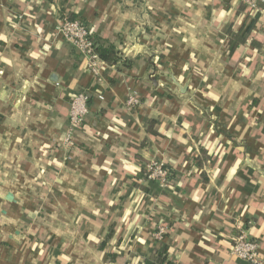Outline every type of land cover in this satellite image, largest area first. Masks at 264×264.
I'll use <instances>...</instances> for the list:
<instances>
[{"label": "crops", "instance_id": "obj_1", "mask_svg": "<svg viewBox=\"0 0 264 264\" xmlns=\"http://www.w3.org/2000/svg\"><path fill=\"white\" fill-rule=\"evenodd\" d=\"M261 8L0 0V264H160L163 250L172 264H247L230 253L240 231L264 263ZM62 15L113 48L99 77ZM80 91L88 113L67 143ZM153 161L170 186L146 179Z\"/></svg>", "mask_w": 264, "mask_h": 264}, {"label": "built area", "instance_id": "obj_2", "mask_svg": "<svg viewBox=\"0 0 264 264\" xmlns=\"http://www.w3.org/2000/svg\"><path fill=\"white\" fill-rule=\"evenodd\" d=\"M250 13L258 12L264 4V0H237ZM59 31L70 41L71 45L77 51L80 62L84 64L86 70L97 78L100 75L99 66L100 56L95 52L96 43L92 37L89 28L84 22L77 18L67 15L60 16ZM100 98L102 96L99 95ZM88 95L85 92H77L70 97L68 111V132L65 141L69 143L71 134L75 128L81 127L88 113ZM142 104L136 93H130L125 100L127 108H135ZM147 180L157 181L163 187H167L170 181V172L168 169L157 162H149L145 168ZM160 233V232H159ZM230 253L235 258L244 263H262L260 258V243L257 239L248 237L243 231L237 234L230 246Z\"/></svg>", "mask_w": 264, "mask_h": 264}, {"label": "trees", "instance_id": "obj_3", "mask_svg": "<svg viewBox=\"0 0 264 264\" xmlns=\"http://www.w3.org/2000/svg\"><path fill=\"white\" fill-rule=\"evenodd\" d=\"M253 20L256 19L257 14L256 12H253ZM95 52L98 53V55L105 61L108 63H112L115 61V55H114V51L113 48L110 45H96V47L94 48ZM170 186V181L167 185V187ZM162 253H164V255L158 254V256L156 257V261L159 262L160 264H172L170 261L166 260V251L163 250ZM149 263V261H148ZM252 264H264V263H252Z\"/></svg>", "mask_w": 264, "mask_h": 264}, {"label": "water", "instance_id": "obj_4", "mask_svg": "<svg viewBox=\"0 0 264 264\" xmlns=\"http://www.w3.org/2000/svg\"><path fill=\"white\" fill-rule=\"evenodd\" d=\"M7 198H9V199H10V198H11V195H7Z\"/></svg>", "mask_w": 264, "mask_h": 264}]
</instances>
